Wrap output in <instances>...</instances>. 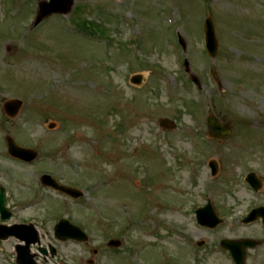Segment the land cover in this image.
<instances>
[{"label": "rangeland", "instance_id": "rangeland-1", "mask_svg": "<svg viewBox=\"0 0 264 264\" xmlns=\"http://www.w3.org/2000/svg\"><path fill=\"white\" fill-rule=\"evenodd\" d=\"M42 1L0 0V185L14 212L0 225H34L36 264H234L216 242L264 239L261 221L242 223L264 205V0H75L68 15L34 25ZM209 15L215 59L204 42ZM137 74L140 86L130 82ZM9 99L24 102L15 118L3 110ZM212 114L232 127L226 139L210 136ZM162 118L176 129L161 127ZM7 136L35 149L36 161L13 160ZM211 160L220 165L215 177ZM60 168L57 179L84 198L39 182ZM249 172L263 181L258 193L245 182ZM205 197L227 215L215 229L195 220ZM62 219L90 240H57ZM115 240L123 245L109 247ZM26 246L0 239V264H20ZM246 264H264V244Z\"/></svg>", "mask_w": 264, "mask_h": 264}, {"label": "water", "instance_id": "water-1", "mask_svg": "<svg viewBox=\"0 0 264 264\" xmlns=\"http://www.w3.org/2000/svg\"><path fill=\"white\" fill-rule=\"evenodd\" d=\"M74 2L75 0H50V2L42 1L39 4V14L36 20V24H38L43 19H45L46 17L50 16L53 13H62V14L70 13L74 5ZM180 41L184 49H186V42L183 39H180ZM206 45H207V50L209 54L212 56V58H215L219 50V41L216 35V27H215L214 20L212 17H208L206 19ZM186 65H187V70H189V63L186 62ZM214 73H215V77L218 78L216 68L214 69ZM192 80L199 87L202 86L200 80L197 77L193 76ZM132 81L134 83L140 84L142 82V76L140 75L135 76L132 79ZM21 106H22L21 101L9 100L5 103V110L8 115L13 117L18 113ZM160 124L161 126L168 128V129H174L176 127L175 123L168 119H162L160 121ZM208 124L211 130V135L213 137L225 138L231 133V128L226 124L221 126L218 118H216L213 114L210 115V117L208 118ZM7 141H8L10 153L12 155L20 157L25 160H30V161L36 158V155H37L36 152L29 150V149L18 147L14 143L12 138L10 137L7 138ZM212 167H213L214 173H216L217 172L216 164L213 163ZM49 179H50L49 176L43 177V180L46 183H48L47 180ZM248 179L255 188L257 189L260 188L261 182L260 180L257 179V177L254 174L249 175ZM47 185H50L57 189H61L62 191H65L68 194L77 195V192H75L74 190L60 187L55 183H51V184L48 183ZM5 205H6V202L4 199V193H2V195L0 196V211L2 213L3 220L8 219L10 217V214L8 213ZM259 216L264 217V209L253 211L250 214V216L247 218L246 222L252 221ZM215 218L217 217L214 211L211 212L209 210V207L198 212V219L204 225H209V226L216 225L218 222H216ZM214 220H215V223H214ZM55 231H56L57 236L63 240L69 239V238H73L76 240H87V236L78 227L73 226L67 221L60 222L55 227ZM13 235H15L16 237L22 240L27 241L26 248H21L20 250L22 264H35L28 257L27 250L31 243L36 242V231L30 226H14L12 228H6L3 226H0V238L5 239L8 236H13ZM257 244H258L257 242H254L251 240L225 241L224 242V245L226 247H230L232 249L235 258L238 261V264H244L246 249L248 247H255ZM111 245H114L117 247L120 245V242L114 241V242H111Z\"/></svg>", "mask_w": 264, "mask_h": 264}, {"label": "flooded vegetation", "instance_id": "flooded-vegetation-1", "mask_svg": "<svg viewBox=\"0 0 264 264\" xmlns=\"http://www.w3.org/2000/svg\"><path fill=\"white\" fill-rule=\"evenodd\" d=\"M58 177H59V178H62V177H63V174H59ZM206 200H209V201L212 203L211 198H207ZM204 204H205V203H204ZM204 204L196 205V207H194V209H193V213L196 211V209H197L198 207H201V206H203ZM215 207L217 208L218 211L220 210L217 206H215ZM25 223H27V222H26V221H25V222H20V224H25ZM232 239H236V238L232 237ZM260 240H261L262 245H263V244H264V239L261 238ZM259 247H261V246H259ZM259 247H258V248H259ZM254 251H257V249L254 250Z\"/></svg>", "mask_w": 264, "mask_h": 264}, {"label": "bare ground", "instance_id": "bare-ground-1", "mask_svg": "<svg viewBox=\"0 0 264 264\" xmlns=\"http://www.w3.org/2000/svg\"><path fill=\"white\" fill-rule=\"evenodd\" d=\"M44 70V69H43ZM45 71V70H44ZM52 71H48V74L50 73L51 74Z\"/></svg>", "mask_w": 264, "mask_h": 264}]
</instances>
